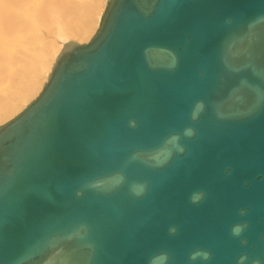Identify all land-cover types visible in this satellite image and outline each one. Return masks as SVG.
<instances>
[{"label": "water", "instance_id": "water-1", "mask_svg": "<svg viewBox=\"0 0 264 264\" xmlns=\"http://www.w3.org/2000/svg\"><path fill=\"white\" fill-rule=\"evenodd\" d=\"M0 264H264V0H106L0 124Z\"/></svg>", "mask_w": 264, "mask_h": 264}, {"label": "bare ground", "instance_id": "bare-ground-1", "mask_svg": "<svg viewBox=\"0 0 264 264\" xmlns=\"http://www.w3.org/2000/svg\"><path fill=\"white\" fill-rule=\"evenodd\" d=\"M105 1L0 0V124L38 95L65 43L92 37Z\"/></svg>", "mask_w": 264, "mask_h": 264}, {"label": "clouds", "instance_id": "clouds-1", "mask_svg": "<svg viewBox=\"0 0 264 264\" xmlns=\"http://www.w3.org/2000/svg\"><path fill=\"white\" fill-rule=\"evenodd\" d=\"M241 231H242V229L239 226H237L233 229V234L239 235ZM208 257H209V254L205 253V259H208Z\"/></svg>", "mask_w": 264, "mask_h": 264}, {"label": "rangeland", "instance_id": "rangeland-1", "mask_svg": "<svg viewBox=\"0 0 264 264\" xmlns=\"http://www.w3.org/2000/svg\"><path fill=\"white\" fill-rule=\"evenodd\" d=\"M70 40H72V41H75L74 39H70ZM60 42V40H58V43ZM77 42V41H76ZM86 43V42H85ZM32 101V100H31ZM2 124V123H1Z\"/></svg>", "mask_w": 264, "mask_h": 264}]
</instances>
